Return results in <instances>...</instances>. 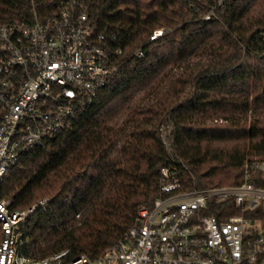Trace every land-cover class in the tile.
Returning <instances> with one entry per match:
<instances>
[{
    "label": "trees",
    "instance_id": "obj_1",
    "mask_svg": "<svg viewBox=\"0 0 264 264\" xmlns=\"http://www.w3.org/2000/svg\"><path fill=\"white\" fill-rule=\"evenodd\" d=\"M59 1L0 0V23ZM81 2L121 68L0 184L12 211L46 199L18 224L19 250L32 258L95 257L117 242L172 157L187 187L237 184L245 160L264 157V0Z\"/></svg>",
    "mask_w": 264,
    "mask_h": 264
},
{
    "label": "built area",
    "instance_id": "obj_2",
    "mask_svg": "<svg viewBox=\"0 0 264 264\" xmlns=\"http://www.w3.org/2000/svg\"><path fill=\"white\" fill-rule=\"evenodd\" d=\"M118 53L94 30L81 0L0 23V184L22 153L71 128L120 71ZM181 166L172 157L160 167L152 203L95 257L23 254L18 224L46 199L18 212L0 198V264H264V157H248L232 185L187 187Z\"/></svg>",
    "mask_w": 264,
    "mask_h": 264
},
{
    "label": "rangeland",
    "instance_id": "obj_3",
    "mask_svg": "<svg viewBox=\"0 0 264 264\" xmlns=\"http://www.w3.org/2000/svg\"><path fill=\"white\" fill-rule=\"evenodd\" d=\"M213 120H215V119H213ZM213 120H212V121H213ZM210 121H211V120H210ZM210 121H208V122H210ZM213 122H214V121H213ZM218 122H220V121H218Z\"/></svg>",
    "mask_w": 264,
    "mask_h": 264
}]
</instances>
